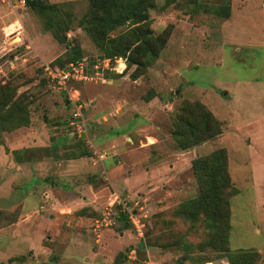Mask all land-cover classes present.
I'll use <instances>...</instances> for the list:
<instances>
[{"label": "rangeland", "instance_id": "374dc122", "mask_svg": "<svg viewBox=\"0 0 264 264\" xmlns=\"http://www.w3.org/2000/svg\"><path fill=\"white\" fill-rule=\"evenodd\" d=\"M136 1L106 32L91 0H0V264H264V0ZM74 49L92 79L66 95L39 70ZM181 116L196 146H176ZM206 213L228 228L215 248Z\"/></svg>", "mask_w": 264, "mask_h": 264}, {"label": "trees", "instance_id": "16d2710c", "mask_svg": "<svg viewBox=\"0 0 264 264\" xmlns=\"http://www.w3.org/2000/svg\"><path fill=\"white\" fill-rule=\"evenodd\" d=\"M23 3H24V6L34 10L37 14L39 12V13H45V14L49 15V13L53 11L52 10L53 7H51V5L43 4L41 2V0H23ZM91 5L93 8V12L88 13L87 23H89L90 25H94L96 23L97 26H99L100 28L103 29V31H106V32L116 28L117 26L122 25L125 21H129L131 24L138 23L141 20L140 16L144 11L143 8H141L140 3L137 2L136 0H91ZM98 14H100L101 16L98 17ZM47 23L46 24L49 26L50 22L47 21ZM135 30H136V28H135ZM130 33L135 34V32L132 33V31ZM133 39L136 40L137 42H139L140 46H151L150 44H148L150 41L147 40L146 33L143 31L139 32L138 34H135V36H133ZM114 43H115V41H112L110 46H112V44H114ZM139 45L137 44L136 46H139ZM114 46H116V45H114ZM125 46H129V44H127ZM130 46H133V45L130 44ZM128 49H129V47H125L124 49L119 50L120 53L110 55L109 57H111V58L112 57H122V55ZM105 51H107V50H105ZM80 59L81 58L79 57L78 51L76 49H74V54L71 57H69V59L67 60V62H65V64L68 62H77ZM126 61H127L128 66L135 65V61L132 60L131 58L126 59ZM50 65L51 66H57L59 68H62L64 66V65L58 66V65L53 64V63H50ZM136 65L138 66L139 63L137 62ZM121 67L124 68L123 65H120V68ZM65 102L68 103L67 99H65ZM4 103H5L4 99H0V107H2L4 105ZM68 105H69V103L67 104V106ZM15 112L18 113L17 110ZM205 115H208V117H209L208 113ZM11 116H13V114H11ZM179 122L183 125V128H180L179 124H178L179 127L173 126L172 133H171V135L173 136L174 141L176 143V146L179 149H186L188 147L196 146L197 144H199L201 142V140L199 139V136H197L195 134V131H194L195 128L193 127V129H192V126L187 125V122L185 121V119L182 116L179 117ZM12 123L15 124L14 125L15 127H19L21 125H25L27 123V119H26L25 115L22 112H20L19 118H15L13 116ZM176 125H177V123H176ZM185 133H188L189 136L185 137V135H186ZM225 183H227V182H225ZM207 188H208V190H213L214 187L212 185L209 187L207 186ZM214 208L215 207L212 206L210 210L212 211ZM119 211H120V208H119ZM120 213L118 215V219L120 221H123L124 223H128L127 213L122 212V211ZM206 215L208 217L216 220V221L212 220V222L207 225V228H208V230L212 236V239H210L211 246H214V248H215V247L219 246V244L223 241H225V243H226L227 242L228 228H227L226 237L223 235H217L216 231L218 229V226H217L218 219H216L215 216L214 217L210 216L208 213H206ZM119 228H120V230L123 229L122 226H120ZM224 231H225V227H224ZM216 239L220 243H216ZM223 253L226 254V257H227L228 261L230 262V264H235L236 258L242 262L241 264H248V260H247L246 256L242 252H239L238 250L236 253H233L231 255L228 254V251L226 249L223 250ZM210 261H211L210 259H208V260L206 259L204 261H200L199 264H204V263L210 262Z\"/></svg>", "mask_w": 264, "mask_h": 264}, {"label": "built area", "instance_id": "2783aa9c", "mask_svg": "<svg viewBox=\"0 0 264 264\" xmlns=\"http://www.w3.org/2000/svg\"><path fill=\"white\" fill-rule=\"evenodd\" d=\"M23 1V0H22ZM107 66V64H106ZM105 66V68H106ZM40 71L43 79L58 90L63 91L66 95L69 93V84H78L86 81H90L92 78L87 74L86 63L84 59H80L77 62H68L62 68L57 66H51L50 63H43L40 65ZM75 92V91H73ZM69 105H71V112L65 120V127L70 130L71 134L80 136L83 135L85 130V123L82 118V106L79 104L77 98L68 99ZM129 222L136 228L137 233V222L132 220L131 216H127ZM144 264H153L146 261Z\"/></svg>", "mask_w": 264, "mask_h": 264}, {"label": "water", "instance_id": "95a60500", "mask_svg": "<svg viewBox=\"0 0 264 264\" xmlns=\"http://www.w3.org/2000/svg\"><path fill=\"white\" fill-rule=\"evenodd\" d=\"M83 135H80V138H82Z\"/></svg>", "mask_w": 264, "mask_h": 264}]
</instances>
